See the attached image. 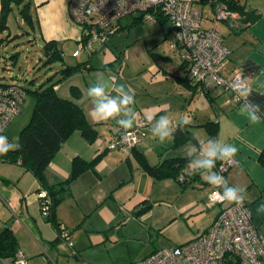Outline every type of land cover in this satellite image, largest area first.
Returning <instances> with one entry per match:
<instances>
[{
  "label": "crops",
  "instance_id": "obj_1",
  "mask_svg": "<svg viewBox=\"0 0 264 264\" xmlns=\"http://www.w3.org/2000/svg\"><path fill=\"white\" fill-rule=\"evenodd\" d=\"M30 1L41 44L54 40L62 49L64 64H80L55 90L82 107L97 136L89 142L79 131L72 132L45 168L43 184L21 165L0 160V231L7 227L13 232L27 264H130L203 233L219 207L207 200L211 186L200 174L186 187L173 177L156 179L141 167L139 158L154 165L186 157L190 143L199 147L216 137L239 148L226 180L246 189L244 201L252 221L264 234V214L256 212L264 203V166L258 161L264 148V0H239L253 13H238V23L232 24L212 22L211 14L204 18L197 8L208 22L204 27L214 24L230 49L220 74L229 77L239 71L252 89L250 99L261 105L258 124L240 115V103L231 99L228 90L213 86L203 92L201 84L185 80L179 53L170 45L172 26L168 31L163 27L169 20L160 24L140 18L139 13L127 15L107 42L95 44L91 53L72 56L78 47L79 27L71 20L70 0ZM199 4L213 11L210 3ZM165 39L170 54L159 46ZM98 78L109 89L115 78L135 94L134 127L143 122V136L126 151L107 147L122 131L114 121L98 122L89 115L92 105L87 89ZM183 114L192 123L176 128L184 136L180 141L175 133L164 144L151 135L149 116L167 115L175 124ZM208 121L216 123L213 134L205 127ZM74 157L93 163L60 191L62 198L51 216L42 215L37 192L65 181ZM164 181L171 183L165 186ZM59 224L69 232L71 245L59 238ZM12 263L13 256L0 257V264Z\"/></svg>",
  "mask_w": 264,
  "mask_h": 264
},
{
  "label": "built area",
  "instance_id": "obj_2",
  "mask_svg": "<svg viewBox=\"0 0 264 264\" xmlns=\"http://www.w3.org/2000/svg\"><path fill=\"white\" fill-rule=\"evenodd\" d=\"M139 13L145 20L156 21V13L166 16L172 26L170 45L178 51L185 77L201 84L202 91L217 86L231 92L237 103L238 86H246L242 74L234 72L229 77L220 70L229 60L230 49L223 43L221 34L212 24L202 25L203 14L189 0H70L71 20L79 27L78 47L72 56L81 52L91 53L95 44H103L119 29V21L130 14ZM238 13L223 2L213 4L212 22L238 23ZM26 97L18 84L0 81V135H5L9 122L20 111ZM141 122L137 126L122 130L107 143L109 149L126 151L142 138ZM235 163L217 161L215 171L226 179V173ZM187 169L180 174L184 179ZM231 186V185H230ZM212 187L207 193L209 203L217 204L218 212L206 230L183 243L163 247L130 264H264V234L252 221L251 211L245 203L237 206L216 200ZM41 213L49 215L50 199L47 192H37ZM59 238L71 245L70 235L63 224L58 226ZM12 264H27L20 249L13 255Z\"/></svg>",
  "mask_w": 264,
  "mask_h": 264
},
{
  "label": "trees",
  "instance_id": "obj_3",
  "mask_svg": "<svg viewBox=\"0 0 264 264\" xmlns=\"http://www.w3.org/2000/svg\"><path fill=\"white\" fill-rule=\"evenodd\" d=\"M191 3H210L223 2L230 10L239 14L249 16L253 11H247L245 6L239 0H189ZM19 7V13L29 27L34 28L31 14L30 0H0V31L7 28L6 15L11 10L12 5ZM142 18V15H140ZM139 18V19H140ZM168 20L161 12L156 13V22L162 24ZM253 20L250 19V21ZM44 66L48 69L56 64L58 67L55 72L47 77L41 83H35L30 80L33 87L30 89L22 87L26 94L33 97V107L27 123L20 131L19 147L15 151H9L5 155H0L3 162L17 163L25 170L30 171L43 184L44 170L48 166L53 155L61 148L66 138L74 131H79L81 135L89 142L97 136L94 125L91 124L82 107L75 101L59 96L55 90V85L66 78L74 70L78 69L80 64H64L63 52L60 46L54 40H47L42 45ZM59 74L58 79L53 77ZM186 81H190L185 77ZM208 132L213 134L216 131V123L208 121L205 123ZM183 133L175 131L176 141L183 138ZM187 137V135H186ZM141 167L152 177L162 179L173 177L178 180L181 186L186 187L197 180L198 174H192L188 169V159L186 157H176L164 159L157 164L151 165L143 158H139ZM259 163L264 166V148L258 155ZM93 161H85L80 157H74L71 164L69 177L56 185L47 187V196L50 199L49 215L54 211L60 202L62 195L60 191L65 190L69 183L86 167L91 166ZM188 171L184 179L179 176L184 170ZM51 219V217H50ZM18 249L17 240L13 232L5 227L0 231V257L13 256Z\"/></svg>",
  "mask_w": 264,
  "mask_h": 264
},
{
  "label": "clouds",
  "instance_id": "obj_4",
  "mask_svg": "<svg viewBox=\"0 0 264 264\" xmlns=\"http://www.w3.org/2000/svg\"><path fill=\"white\" fill-rule=\"evenodd\" d=\"M235 91L237 99L242 101L239 108L240 115L246 116L251 124L260 123L262 109L259 103L250 99L252 89L241 85ZM87 96L92 105L89 115L94 120L114 121L120 129L125 131L134 127L137 118V112L134 109L135 94L126 84H118L113 78L109 89L108 83L103 78H98L88 87ZM147 119L151 126V135L161 144L174 138L177 127L182 129L192 123L191 117L187 114H183L175 124L167 115H160L158 119L149 116ZM18 147V144L10 143L6 136L0 135V155L15 151ZM238 152L239 148L236 145L227 143L221 137H216L200 143L199 147L190 143L187 146L186 158L190 172L200 174L208 185L217 190L212 193L216 200L240 206L244 203L246 189L240 186H230L224 176L214 170L217 161L231 162ZM163 183L169 186L171 182L164 181ZM256 212L258 215L264 214V203L257 206Z\"/></svg>",
  "mask_w": 264,
  "mask_h": 264
},
{
  "label": "rangeland",
  "instance_id": "obj_5",
  "mask_svg": "<svg viewBox=\"0 0 264 264\" xmlns=\"http://www.w3.org/2000/svg\"><path fill=\"white\" fill-rule=\"evenodd\" d=\"M193 5L203 11L204 18L207 17L205 14L213 16L209 5L204 6L197 2H194ZM216 23L219 24V21L217 20ZM6 24L7 28L0 31V81L14 82L24 88L31 89L33 85L30 84V80L37 84L41 83L51 76L58 66L53 64V67L48 69V66L42 64V44L37 27L34 25L35 28L32 29L28 26L19 13L18 6L14 4L11 6V10L6 15ZM202 25L207 26V20H202ZM163 27L165 31L171 28L170 23H166ZM159 46L163 47L167 53H171L169 40L165 39L159 42ZM32 106L33 97L26 94L20 111L5 129V135L10 143L19 144L20 131L29 120Z\"/></svg>",
  "mask_w": 264,
  "mask_h": 264
}]
</instances>
